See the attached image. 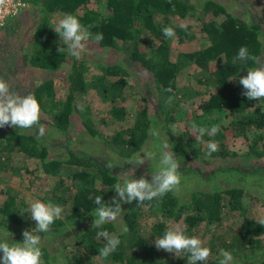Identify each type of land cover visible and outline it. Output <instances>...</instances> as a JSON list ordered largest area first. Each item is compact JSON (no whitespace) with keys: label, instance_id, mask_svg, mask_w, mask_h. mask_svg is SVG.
<instances>
[{"label":"trees","instance_id":"trees-1","mask_svg":"<svg viewBox=\"0 0 264 264\" xmlns=\"http://www.w3.org/2000/svg\"><path fill=\"white\" fill-rule=\"evenodd\" d=\"M28 1L40 15L32 31L28 53L29 62L34 67L57 70L63 66L70 55L62 45L55 26L51 25L50 15L54 12L72 14L85 27L93 25L90 28L93 34H103L100 45L124 51L130 60L150 72L158 90L157 106L164 111L167 122L176 118L171 113L172 102L178 104L181 99H186L184 97L201 95L199 125L220 126L215 135L206 134L203 137L219 145V151L212 156H264V98L248 100L239 83L249 69L257 67L262 61L264 27L261 22L229 11L223 2L217 0ZM188 18L189 21L184 20ZM183 24L187 25V30L180 27ZM169 25L175 28L176 36L165 39L162 29ZM196 25L202 33V45L180 51L174 57L172 40L184 43L187 39H194ZM241 46H246L250 55L258 58L259 64L251 60L233 63ZM70 57L71 69L66 77H49L34 85L32 94L39 101L42 111L49 116L48 119L41 118V123L46 121L63 134L64 139L68 137L66 142L71 143L73 138L69 126L72 114L77 112L89 133L101 137L120 156L133 157L148 139L159 111L152 117L148 95L135 90L142 106L134 111L133 120L128 122L131 113L125 92L129 83L130 60L100 62L97 63L100 72L91 73L88 59ZM189 65L200 68L203 73L197 76V90L194 86L190 89L191 84L188 87L180 84L179 76ZM90 88L98 90L105 100H110L107 110L112 118L110 122L121 126L111 134H106L95 125L89 106L81 103ZM168 88H171L170 92L166 91ZM169 97L172 101L166 104ZM224 117H228L227 122L223 121ZM102 119L108 123V117ZM230 136L246 140L248 149L240 152L226 147L225 140ZM172 137L171 150L180 161L201 157V145H197V141ZM51 143L48 136H40L38 131L18 126L0 129V169L6 167L13 153H22L33 159L36 167L33 172L39 170L42 175L53 178L52 198L56 204L66 207V213L64 218L52 225V231L40 235L41 238L76 235L73 245L63 246L66 250L64 264L89 263L94 255L105 264H159L163 254L155 247L152 236L161 238L168 228H174L177 222L171 218L181 220V228L186 230L187 235L197 236L204 246L211 249L209 259L198 264H219L221 249L232 253L233 264H264V225L258 222L264 219L256 218V213L249 209L243 199L244 187L231 185L213 190L196 189L188 201H180L176 190L142 204L132 201L125 211L123 228H119L116 222H109L102 229H97L93 227L94 217L91 215L97 207L95 198L100 196L104 202L108 198L112 200L116 195L114 186L120 176L107 167L108 159L102 161L95 152L76 149L65 143L66 152L57 154L52 151ZM190 168L197 172L196 168ZM259 169L264 171V167ZM7 190L6 198L0 201V228L11 233L15 242L23 241L22 233L34 229L36 222L31 215L25 214L28 203L21 199L18 202L17 194ZM147 209L157 215L151 225L140 220ZM227 213L235 217L241 215L236 228L225 223ZM100 230L118 235L121 241L106 259L99 255L105 244L104 238H97ZM41 248L44 264H57L50 247L43 242ZM166 255L168 264H188L186 253L176 255L167 252Z\"/></svg>","mask_w":264,"mask_h":264},{"label":"rangeland","instance_id":"rangeland-1","mask_svg":"<svg viewBox=\"0 0 264 264\" xmlns=\"http://www.w3.org/2000/svg\"><path fill=\"white\" fill-rule=\"evenodd\" d=\"M217 1L223 2L229 11L261 22L264 27V0ZM50 16L51 25L56 26L58 21L63 18L64 15L54 12L51 13ZM39 17L40 15L37 12L36 7L29 4L18 19L16 17L9 18V24L3 28V31H0V78H3L8 82L11 91L20 95L32 94L34 85L45 78L66 77L68 71L71 69L72 58L70 56L66 58L63 66L57 70L37 68L29 62L28 53L30 51L31 35L36 22L40 20ZM178 19L179 18H175V20ZM184 20L189 21L190 18ZM193 20L195 23V19ZM194 30L196 33V37L194 39H187L184 43H179L176 39L172 40L171 43L174 48V57H176L180 51L191 50L202 45L200 40L203 39L200 38L202 33L199 26H194ZM262 39L264 41V35L262 36ZM86 44L87 47L81 53L80 59L85 58L89 60V71H91V73L100 72V69L97 67V63H115L120 61L127 62L130 60L124 51L117 48L102 46L99 42H95L94 40H89ZM62 45H64L67 49L66 44L63 43ZM260 65H264V55L258 66ZM129 71L130 74L127 76L129 83L126 85L125 92V94H127V105L131 113L127 118L129 120L128 122L133 120L134 111L142 106V103L137 100L138 97L136 96L138 94L135 93V90H139L148 95L149 112L152 117L153 114L159 111V116H155V118H157L154 120V123L150 128L148 139L133 157L124 158L120 156L116 151L110 148V146L101 137L94 136L89 133L82 123L80 114L77 112L72 114V123L69 126L70 135L73 138L71 143L66 142L68 137L67 139H64L63 134L46 121L42 122L45 128L44 136H48L51 139V148L54 153L62 154L66 152L65 143H68L76 149L80 148L81 150L95 152L100 156L102 161H106L108 159L106 163L112 164L113 167L111 169L120 177L123 176L124 173H128V179H139L143 177L151 181L152 173H155L159 168L162 144L166 143L168 145L167 150L172 152V136H180L179 138L181 140L188 141L192 139L196 141L195 135H197V133L192 128V124L193 122L197 125L200 124V113L202 110L199 107V102L201 100V95L184 97L186 99H181L178 104L172 102L173 109L171 110V113H173L176 118L167 122L165 120L164 111H160L157 106L158 103L156 102V97L158 90L156 89L153 76L150 72L145 71L143 67L137 65L133 60H130ZM200 74H203L200 68H197L194 65H189L179 76L180 84L187 87L191 84L189 88L193 89L194 86L195 90H197L196 87L199 85L197 76ZM180 94L181 92L179 93V98H181ZM81 103L89 106V112L92 120L95 122V125H97L99 129L104 130L106 134H111L121 127L117 122H110L112 118L107 112L110 106V100H105L98 90L90 88L87 95L85 94L83 96ZM105 116L108 117V123L103 122L102 118ZM41 118L44 120L48 119L49 116L47 113L42 111ZM227 120L228 117H224L223 121L227 122ZM5 127L0 129H4ZM153 127H155L159 132L158 138L153 137L151 134V129ZM30 130L33 132L38 131L36 128ZM210 140L203 138V142H197V145H201L200 158H187L185 161H180L179 158L175 156L180 165L178 170L180 171V175L182 177L181 184L176 189L179 200L188 201L191 198L192 191L196 189L213 190L229 187L231 185L242 186L245 189L243 199L248 204L249 209L256 213V218L264 219V171L259 169V167H264V156L245 157L242 154L235 157L225 158L212 155L207 156V142ZM225 145L228 148L230 147L240 152L248 149L247 141L243 138H237L235 136L227 138L225 140ZM149 151L156 153L155 158L151 161L145 159L144 163L141 165L128 163L134 159L144 157V153ZM32 160V158L27 157L25 154L13 153L6 167L0 169V201L6 198L8 192L7 189H10L12 192L17 194L18 202H20L21 199L28 203L29 207L26 208L25 212L27 216L30 215V207L33 202L41 201L56 204V201L52 198L53 196L51 194V188L53 187L51 184L53 182V178L47 174L42 175L39 170L33 172V169L36 167L32 163ZM186 165L196 168L197 172L191 169L190 166ZM235 165H239L240 167ZM119 182L123 183L121 179H119ZM115 196H117V194ZM117 199H119V197H117ZM105 203L111 204L112 200L108 198ZM129 205L130 203L121 204L123 209L122 214L116 221L119 228H123L125 226L124 214ZM63 209L64 211L61 218H64L66 213V207H63ZM224 217L225 223L234 226V228H236L238 221L240 222L241 220V215L235 217L232 213H227ZM156 218L157 215H154V212L147 209L141 216L140 220L143 224L148 222V224L151 225ZM171 220L173 222H177L174 225L175 227H181V220L176 221L174 218H171ZM168 221H170V218H168ZM14 238L15 237H13L12 234L7 232L4 228H0V241L9 240L10 243H13L15 242ZM152 238L155 241L156 235L152 236ZM75 240L76 235L62 234L60 237L50 236L41 238V243L44 242L50 247L53 255L52 258L57 261V264H64L65 261L63 259L65 257L66 250L63 246L66 244L69 246L70 244L73 245ZM20 242H22V240L15 243ZM160 253L163 255H161L162 260L159 264H168L169 261L166 255L167 252L160 249ZM84 264L105 263L102 262L99 256L94 255L89 263L85 262Z\"/></svg>","mask_w":264,"mask_h":264},{"label":"clouds","instance_id":"clouds-1","mask_svg":"<svg viewBox=\"0 0 264 264\" xmlns=\"http://www.w3.org/2000/svg\"><path fill=\"white\" fill-rule=\"evenodd\" d=\"M6 0H0V6L5 5ZM93 25L85 27L78 17L72 14H65L54 27L56 33L59 34L64 44L67 45L68 54L76 59H79L81 53L86 49V42L94 40L100 42L103 40L102 33L93 34L90 28ZM180 27L187 30V25L183 24ZM162 35L165 39H171L176 36L175 28L165 26L162 29ZM251 60L259 64L258 58L255 55H250L246 46H241L238 54L233 58V63L236 61ZM239 83L243 86V95L248 100H260L264 98V65L251 68L247 71V75L240 78ZM171 91V88L166 89ZM172 98L169 97L165 101L170 104ZM81 110L82 107H81ZM42 109L39 101L32 94L20 95L11 91L10 85L3 78H0V128L5 126H18L20 129H38L40 136L44 135L45 128L41 123ZM192 128L197 135L196 141L203 142V137L215 135L220 131L218 124L205 126L197 125L195 122ZM153 137L158 138L159 132L153 127L151 129ZM166 143L161 145V153L159 160V168L155 173H152L151 181L146 178L128 179V173H124L120 177L123 183H116L114 190L117 196L112 198L111 204H106L102 197L95 198L97 207L92 212L94 217L93 227L102 229L103 225L109 222H116L122 214V203H131L138 201L142 204L144 201H152L158 199L168 192L176 190L181 184L182 177L178 170L180 165L175 158L173 152L167 150ZM207 156L219 151V145L215 141L207 142ZM155 152H145L144 157L134 159L128 163L141 165L145 159L152 160L155 158ZM107 167L112 168V164ZM132 176V173H131ZM119 197V199H117ZM64 209L58 204L52 202L36 201L31 204L30 215L32 220L36 222V226L31 231L25 230L23 241L20 243H9L7 240L0 241V264H44L43 251L41 248L40 233H48L52 231V225L55 224L62 216ZM264 225V220L258 221ZM97 238H104L105 244L99 250V255L102 258L110 256L120 245L121 241L118 235L110 234L107 230L97 232ZM155 247L163 249L169 253L178 255L183 252L188 256V264H198V262H206L210 255L211 249L204 246V242L197 236H189L186 230L179 226L168 228L161 238L155 240ZM219 264H233V255L230 251L221 249L219 252Z\"/></svg>","mask_w":264,"mask_h":264},{"label":"built area","instance_id":"built-area-1","mask_svg":"<svg viewBox=\"0 0 264 264\" xmlns=\"http://www.w3.org/2000/svg\"><path fill=\"white\" fill-rule=\"evenodd\" d=\"M29 5L28 0H6L5 5L0 6V29L8 24V19L16 17Z\"/></svg>","mask_w":264,"mask_h":264}]
</instances>
